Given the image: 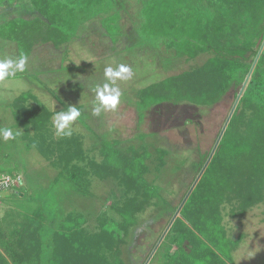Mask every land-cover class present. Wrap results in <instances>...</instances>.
<instances>
[{
    "label": "trees",
    "instance_id": "1",
    "mask_svg": "<svg viewBox=\"0 0 264 264\" xmlns=\"http://www.w3.org/2000/svg\"><path fill=\"white\" fill-rule=\"evenodd\" d=\"M4 1L0 0V5ZM116 2L30 0L39 16L5 22L0 26V37L15 43L17 54L22 52L28 57L37 44H52L55 48L67 44L76 37L80 26L98 18L110 41L116 43L121 34ZM141 3L140 22L135 31L141 44H153L156 49L160 44L174 46L177 57L194 59L205 53L209 57L199 67L140 89L136 102L140 118L153 106L186 103L207 108L220 102L231 88L239 92L264 40V0H143ZM49 91L58 101L57 95ZM30 99L36 97L26 92L11 103L14 127L23 130L21 139L27 149H35L58 170L51 186L61 183L70 193L89 198L94 196L90 189L94 179L112 180L117 190L109 192L112 202L96 216L94 230L89 229L88 217L82 212L68 213L63 221L57 205H51L46 198V207L34 205L30 213H23L21 222L15 224L10 218L0 223V250L14 264H23L27 259L30 262L31 257H41L43 252L49 256L50 264H125L123 247L134 239L140 216L154 207L159 213L168 209L166 213L172 217L179 207H173L165 199V187L147 179L152 168L156 173L164 168L169 151L158 147L150 152L144 135L139 137V146L125 147L118 139L109 140L100 135L98 146L92 148L99 159L95 156L90 159L81 137L73 132L70 137L62 135L51 140L48 125L55 112L29 106ZM62 106V111H68V105L62 103ZM210 152L192 162L196 177ZM4 175L14 180L20 178L19 186L0 191L7 194L4 199L16 194L22 196L19 193L22 175L0 167V176ZM263 202L264 48L213 157L158 250L166 254L169 264H225L205 246L200 251L194 229L203 236L206 234L209 241L224 238L222 224L226 214L232 218L243 216ZM226 207L229 213H225ZM45 221L58 229L50 236L49 250H43L42 245ZM12 224L17 226L9 236L3 230L7 225L13 227ZM172 246H176L173 254ZM5 256L0 252V264H9Z\"/></svg>",
    "mask_w": 264,
    "mask_h": 264
},
{
    "label": "rangeland",
    "instance_id": "2",
    "mask_svg": "<svg viewBox=\"0 0 264 264\" xmlns=\"http://www.w3.org/2000/svg\"><path fill=\"white\" fill-rule=\"evenodd\" d=\"M142 1L117 0L116 9L121 26L118 42L112 43L102 29L100 20L94 19L80 26L76 37L59 48L52 44L34 46L27 57L25 71L17 72L14 77L0 82V129L10 128L14 134L17 131L19 133L7 141L0 136V167L12 169L23 177L19 191L22 196L16 194L10 199H4L7 194H0L3 196L0 197L1 224L10 218L15 224L21 222L24 212L30 213L36 204L44 207L48 198L51 205H57L63 221L68 213L82 212L88 217L87 226L94 230L96 216L112 202L108 198L109 192L117 190L112 180L94 179L90 188L94 196L90 198L73 191L70 193L61 183L56 187L51 186L58 170L53 169L35 149H27L21 139L23 130L14 127L11 103L26 92L36 97L28 101L29 106L44 107L55 112L48 125L51 140H58L62 136L57 135L54 126V118L62 111V103L69 107H83L79 117L81 119L72 122L70 130L81 137L90 159L92 156L99 159L97 151H92V148L98 146L97 137L100 135L109 140L118 139L124 147L130 144L139 146V137L144 135L150 152L153 153L154 148L158 147L167 149L169 154L166 165L159 173L152 168L147 179L165 187V199L173 207L180 206L197 178L192 162L198 161L201 155L213 149L238 90L231 88L212 107L197 108L186 103H167L149 108L140 118L136 103L140 89L171 75L199 67L209 57L206 53L194 59L177 57L174 46L168 48L160 44L156 49L153 44H141L135 31L140 22ZM38 16L30 0H5L0 5V26L12 19L33 20ZM17 52L15 43L0 37V59L17 60L23 56L22 52ZM121 64L131 68L132 76L114 85L121 91L118 107L113 111L93 115L95 86L106 82L104 72L107 67L116 69ZM49 90L57 95L58 101ZM225 209V213H229V208ZM166 212L168 209L159 213L150 207L140 216V226L134 239L132 237L129 244L123 247L122 259L125 264H145L153 252L148 264H169L166 254L155 248L172 218ZM44 225L46 228L42 233V245L43 250H49L50 236L58 229L47 221ZM222 225L225 227V237L210 241L206 234L205 237L193 228L200 251L208 248L225 264H264V202L243 216L232 218L226 214ZM14 226L7 225L3 232L9 235ZM175 250L176 246H172L171 254ZM0 252L5 256L2 249ZM48 258L43 252L41 257L33 256L30 262L27 259L23 264H50ZM5 259L7 263L14 264L10 258L5 256Z\"/></svg>",
    "mask_w": 264,
    "mask_h": 264
},
{
    "label": "clouds",
    "instance_id": "3",
    "mask_svg": "<svg viewBox=\"0 0 264 264\" xmlns=\"http://www.w3.org/2000/svg\"><path fill=\"white\" fill-rule=\"evenodd\" d=\"M26 56H21L17 60L0 59V82L14 77L17 72L25 71ZM105 83L95 86V103L93 107V115H100L102 111L115 110L121 100V91L115 87L117 81H126L131 78L132 70L126 65H119L116 69L107 67L104 72ZM81 113L77 107H69L68 111H60L54 118V126L57 130V135L70 137L72 135L71 125L80 117ZM18 131L14 134L10 128L0 129V136L5 141L14 139L18 135Z\"/></svg>",
    "mask_w": 264,
    "mask_h": 264
},
{
    "label": "water",
    "instance_id": "4",
    "mask_svg": "<svg viewBox=\"0 0 264 264\" xmlns=\"http://www.w3.org/2000/svg\"><path fill=\"white\" fill-rule=\"evenodd\" d=\"M263 48H264V40H263V42H262V44H261V46H260V49H259V51H258V54H257L255 60H254L252 66H251V68H250V71L248 72V74H247V76H246V78H245V80H244V82H243V84H242V86H241V88H240L238 94H237V97H236V100H235V102H234V104H233V106H232V109H231V111H230V113H229V115H228V117H227V119H226V121H225V123H224V125H223V127H222V129H221V131H220V133H219V135H218V138H217V140H216V142H215V145H214L213 149L211 150L210 155H209V157H208V159H207L205 165L203 166L202 170H201L200 173L198 174L196 180L194 181L193 185L191 186V188H190L189 191L187 192L186 196H185L184 199L182 200L180 206L178 207V209L176 210V212H175L174 215L172 216V218H171V220H170L168 226L166 227V229H165L164 232L162 233V235H161V237H160V239H159V241H158V243H157V245H156L155 248H158V247L160 246L161 242L163 241L165 235L167 234V232H168L169 229L171 228L172 224L174 223V221L176 220V218L179 217V214H180L181 209L183 208V206H184V204L186 203L188 197L190 196L191 192L193 191L194 187L196 186L197 182L199 181V179L201 178L203 172L205 171L206 167L208 166V164H209L211 158L213 157V154H214V152H215V150H216V148H217V146H218V144H219V142H220V140H221V138H222V136H223V133H224V131H225V129H226L228 123H229V120H230V118H231V116H232V114H233V112H234L236 106H237V103L239 102L240 98L243 96V94H244V92H245V90H246V88H247V86H248V84H249V82H250L252 72H253V70H254V68H255V65H256V63H257V61H258V58H259V56H260V54H261ZM153 253H154V252H153ZM153 253L149 256V258L147 259V261L145 262V264H148V263L150 262V260H151V258H152V256H153Z\"/></svg>",
    "mask_w": 264,
    "mask_h": 264
},
{
    "label": "built area",
    "instance_id": "5",
    "mask_svg": "<svg viewBox=\"0 0 264 264\" xmlns=\"http://www.w3.org/2000/svg\"><path fill=\"white\" fill-rule=\"evenodd\" d=\"M0 191L11 187L12 185H16L19 186L20 184V178L18 177L17 179H12L10 176L4 175V176H0Z\"/></svg>",
    "mask_w": 264,
    "mask_h": 264
}]
</instances>
